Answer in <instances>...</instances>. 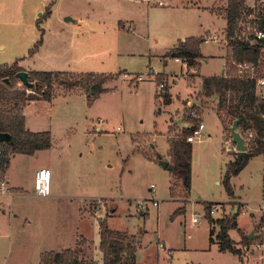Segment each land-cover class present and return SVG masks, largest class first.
I'll list each match as a JSON object with an SVG mask.
<instances>
[{
    "label": "rangeland",
    "instance_id": "obj_1",
    "mask_svg": "<svg viewBox=\"0 0 264 264\" xmlns=\"http://www.w3.org/2000/svg\"><path fill=\"white\" fill-rule=\"evenodd\" d=\"M131 1L0 0V65L22 58L19 64L26 59L37 69L117 74L91 103L74 92L25 105L27 125L49 130L52 146L11 160L10 175L24 195L7 197L10 208L6 195H0V264H37L38 236L56 238L58 247L71 245L76 232L96 240L99 218L136 236V264H264L263 156L251 157L231 177L234 194L229 196L221 180L234 153L226 149L233 145L231 124H223L216 101L200 93L201 78L221 71L230 48L222 41L201 42L208 62L202 58L195 66L165 56L184 37L225 30L227 0H163V6ZM80 17L90 23L77 27ZM118 19L135 23L122 28ZM40 37L38 49L28 56ZM16 85L23 86L18 79ZM53 91L70 89L54 86ZM190 110L204 124L201 137L191 142V186L186 193L176 182L171 191L172 175L157 156L169 162V137L190 125ZM49 158L64 168L61 188L55 196L52 174L50 194L39 196L31 190L32 172ZM206 202L217 208L213 218L239 209L238 227L254 230L248 244L239 243L238 229L229 230L242 255L210 242ZM194 214L201 216L197 223L191 221ZM83 250L86 260L97 264L93 246Z\"/></svg>",
    "mask_w": 264,
    "mask_h": 264
},
{
    "label": "trees",
    "instance_id": "obj_2",
    "mask_svg": "<svg viewBox=\"0 0 264 264\" xmlns=\"http://www.w3.org/2000/svg\"><path fill=\"white\" fill-rule=\"evenodd\" d=\"M246 0H227L224 7V18L228 34L231 33L235 19L240 15ZM49 14V11L42 14L40 19ZM42 38L36 40L34 46L29 50L28 56L38 49ZM203 42L201 36H190L174 45L165 56L179 58L187 66H195L199 59L203 58L200 52V44ZM255 49L247 46H234L233 56L237 60H254ZM17 58L10 64L0 65V133H8L10 142H0V168L5 171L9 158L15 153L34 155L37 151L47 149L51 146V135L49 131L34 132L26 128L23 115V106L31 100L50 101L56 92L54 86H63L67 90L80 88L86 94L88 103L93 102L102 92L108 90L104 83L112 80L117 74L99 72H68L58 70H32L28 71L29 81L36 82L37 87L27 89L16 85V73L24 70ZM29 90V92H27ZM201 96L216 101L214 109L222 123L228 121L230 124L238 118V128L241 131L251 130L260 134L262 130V112L264 101L259 100L254 94L253 82L245 77L231 76L229 78L220 75H209L201 78ZM168 93L162 98L169 103ZM190 125L183 128L181 133H174L169 137L168 157L169 163L166 167L172 175V185L179 182L186 193L191 186V158L192 145L187 141L193 129L199 121L195 112L188 113ZM262 145L258 138L243 152H234L232 159L225 164V170L221 183L226 193L234 194L230 179L238 174L248 163L249 159L262 153ZM157 157L161 158L160 155ZM264 190V189H263ZM264 193V191H263ZM213 202H206L204 207L205 216L211 226L210 242H217L219 250H229L234 254L242 255L236 242L230 237L229 230L239 229L237 216L239 210L233 213H226L221 217L213 218L210 213V205ZM182 209V208H181ZM99 250L102 252L100 264H135L137 241L134 234L125 231L115 230L108 227L106 218H99ZM264 238V236H263ZM244 244H248L247 235L242 238ZM85 240L80 238L73 248H65L60 251L49 250L42 252L38 264H90L84 256ZM98 264V263H97Z\"/></svg>",
    "mask_w": 264,
    "mask_h": 264
},
{
    "label": "built area",
    "instance_id": "obj_3",
    "mask_svg": "<svg viewBox=\"0 0 264 264\" xmlns=\"http://www.w3.org/2000/svg\"><path fill=\"white\" fill-rule=\"evenodd\" d=\"M156 5H164L163 0H146ZM226 27V26H225ZM203 41H216L223 42L230 48V58L225 61L220 73L218 75L229 78L231 76L245 77L250 79L254 84V94L259 99L264 101V0H246L244 8L241 10L240 15L235 19V23L231 33L228 34L227 29L216 30L209 35L202 37ZM234 46H249L255 49L256 55L254 60H237L233 56ZM178 58H176L177 60ZM149 75H153L152 72H148ZM139 80L142 76L139 75ZM21 83V82H20ZM163 84L157 85V92L162 91ZM26 88V87H25ZM28 89V88H27ZM29 92V90H27ZM263 124L260 134H255L251 130L241 131L240 135L243 137L247 149L258 138L262 145L263 161H264V111L261 115ZM204 124L199 121L198 125L193 129L191 135L187 136V141L192 142L195 139H199L202 135ZM231 142V137L229 139ZM227 151L237 152L233 143L232 147H227ZM50 180L51 173L49 168L41 167L35 170L33 176L32 191L39 196H47L50 193ZM153 189V184H151ZM11 193V187L6 178V174L0 168V195H6ZM157 201L154 200L153 204L157 205ZM217 208L210 209V213ZM239 210V209H238ZM243 210V207H242ZM241 210V211H242ZM201 216L193 215L191 221L197 223ZM162 246V243H160ZM262 243L256 244L257 247H262Z\"/></svg>",
    "mask_w": 264,
    "mask_h": 264
},
{
    "label": "crops",
    "instance_id": "obj_4",
    "mask_svg": "<svg viewBox=\"0 0 264 264\" xmlns=\"http://www.w3.org/2000/svg\"><path fill=\"white\" fill-rule=\"evenodd\" d=\"M133 1H135V0H132L131 2H133ZM134 3V2H133ZM163 6V5H162ZM210 11L211 12H213V13H215L216 11H214L213 9H210ZM217 13V12H216ZM134 18H136L135 16H134ZM69 21H73V19L71 18V20H69ZM118 21V25L119 26H121L122 28H124L125 27V25H127V27H131V26H133L134 25V19H125V21L124 20H122V19H118L117 20ZM78 24H77V27H79V28H81L83 25H85V24H89L90 23V21H89V17H80L79 19H78ZM225 24H226V21H225ZM131 25V26H130ZM213 33V32H212ZM206 34H208V31H205V33H202V34H200L199 36H205ZM198 37V36H197ZM184 38H186V37H184ZM183 38V39H184ZM182 39V40H183ZM181 41V40H180ZM174 45H176V44H174ZM173 45V46H174ZM172 46V47H173ZM171 49V48H170ZM168 51V50H167ZM207 58V57H206ZM206 58H204V54H203V59H202V61L203 62H208V60L206 59ZM29 59V58H28ZM175 60H176V58H174ZM180 59L178 58L176 61H179ZM27 61L28 60H24V62H22L21 64H20V66L24 69V70H26L27 72L28 71H32V70H45V69H37V68H33V67H31L30 66V64L29 63H27ZM182 61V60H181ZM199 62V61H198ZM27 64H29V65H27ZM48 70H56V69H48ZM58 71H66V70H58ZM125 71V70H124ZM77 73V72H76ZM220 73V72H219ZM219 73H216V74H211V75H218ZM126 73L124 72V75H125ZM117 76V75H116ZM209 76V75H208ZM127 77H129V75L127 74ZM116 78V77H115ZM114 78V79H115ZM114 79H112V81L114 80ZM200 84H201V82H200ZM105 87H107L108 86V84H106L105 83V85H104ZM108 88V87H107ZM79 89V88H78ZM109 89V88H108ZM74 92H79V93H83V94H85V92L84 91H82L81 89L80 90H70V91H67V92H56V95L52 98V99H54L56 96H58V95H66V94H71V93H74ZM86 95V94H85ZM51 99V100H52ZM37 100H42V99H37ZM50 100V101H51ZM32 101V100H31ZM31 101H29V102H27L25 105H27V104H29ZM25 105L23 106V109H24V107H25ZM23 115H24V112H23ZM25 126H26V128L27 129H29V130H31V131H34V132H38V131H49V130H40L38 127H30V126H28L27 125V123H26V120H25ZM98 129H99V127H98ZM50 132V131H49ZM51 135V134H50ZM51 146H52V136H51ZM50 146V147H51ZM49 147V148H50ZM49 148H47V149H43V150H39V151H37L35 154L36 155H38V154H41V153H43L44 151H47V150H49ZM34 154V155H35ZM16 155H27V154H22V153H15V154H13V155H11L10 156V158H9V163H8V166H7V168H6V170L4 171L5 172V174H6V178H7V180H8V183H9V185H10V187H11V193L10 194H6V200L8 201V198H11V197H13V196H17V197H19V196H22V195H24V193H23V187L21 186V185H19L18 183H16V180L12 177V175H10L11 174V172H10V163H11V160L12 159H14L15 157H16ZM167 157H168V155H167ZM49 162V163H48ZM48 162L46 163V165H44V166H37V167H35L34 168V170H33V172H32V176H34V172H35V170H37L38 168H41V167H46V168H49L50 169V173H51V175L52 174H54V176H56V180H55V182H54V194H55V196H58L57 194H59V193H57L59 190H60V188H61V186H60V179H62V177H63V174H64V168L61 166V164L59 163V162H57V161H55V159L54 160H51L50 158L48 159ZM58 177V178H57ZM51 181V180H50ZM33 187V186H32ZM32 190V189H31ZM264 191V190H263ZM50 194V193H49ZM48 194V195H49ZM263 196H264V193H263ZM8 197V198H7ZM264 198V197H263ZM241 201V200H240ZM242 202V201H241ZM9 201H8V207L10 208V206H9ZM85 210H86V207H84V209H83V212L82 213H87V212H85ZM11 211V210H10ZM12 211H13V209H12ZM14 212V211H13ZM90 213H92L93 212V214L95 213V211H89ZM16 216V215H15ZM262 220H263V217H262ZM237 223H238V221H237ZM239 228V227H238ZM250 230H252V229H250ZM249 230V231H250ZM98 231H99V224L97 223V239L96 240H93V239H91L87 234H85V233H78V232H76V234L74 235V237L72 238V244L71 245H68V246H65V247H58V241H57V239L56 238H52V239H48L47 237L45 238V237H41V236H38L35 240H34V246L36 247V250L39 252V257H40V254L42 253V252H45V251H49V250H56V251H60V250H62V249H65V248H73L74 246H76V242H77V240H79L80 238H82V239H84L85 240V243H84V246L82 245V247H86L87 248V246H93V248L95 249V251H97V252H95L96 253V257H97V263L98 264H100L101 263V261H102V252L99 250V242H100V239H99V233H98ZM122 231V230H121ZM248 230L247 231H243L242 229H238V233H239V236H240V240H239V243H241L242 242V236L244 235V234H247L248 232H249ZM125 232H127V231H125ZM128 233V232H127ZM129 234H131V233H129ZM234 240V239H233ZM235 241V240H234ZM162 244L165 246V243H164V241L162 240ZM236 242V241H235ZM237 243L238 242H236V246L238 247V245H237ZM58 248V249H57ZM60 248V249H59ZM137 251H138V247H137V249H136V257H137ZM86 259V258H85ZM38 262H39V259H38ZM38 262H37V264H38ZM135 264H136V258H135Z\"/></svg>",
    "mask_w": 264,
    "mask_h": 264
},
{
    "label": "water",
    "instance_id": "obj_5",
    "mask_svg": "<svg viewBox=\"0 0 264 264\" xmlns=\"http://www.w3.org/2000/svg\"><path fill=\"white\" fill-rule=\"evenodd\" d=\"M69 20H71L70 17L65 18V21H69ZM16 78L21 82V84L24 87H26L28 89H31L33 87H37L36 82L29 81V74L26 70L18 71L16 73ZM238 122H239L238 118H236L232 122V124L229 128V135L231 137L232 142L235 145L236 151L237 152H243V151L247 150V145L245 144L243 137L239 133ZM0 142H10V135L8 133L1 132L0 133ZM158 163L160 165H162L164 168H166L169 162L165 159L159 158ZM255 235L256 234L254 233V230L253 229L250 230L247 234L248 240H252L255 237Z\"/></svg>",
    "mask_w": 264,
    "mask_h": 264
}]
</instances>
